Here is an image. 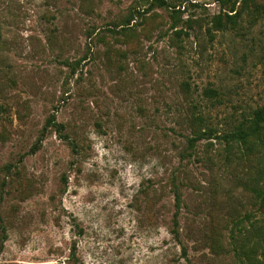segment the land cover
I'll return each mask as SVG.
<instances>
[{"label": "rangeland", "instance_id": "1", "mask_svg": "<svg viewBox=\"0 0 264 264\" xmlns=\"http://www.w3.org/2000/svg\"><path fill=\"white\" fill-rule=\"evenodd\" d=\"M257 4L0 0V264H263L264 152L186 141L264 103Z\"/></svg>", "mask_w": 264, "mask_h": 264}, {"label": "trees", "instance_id": "2", "mask_svg": "<svg viewBox=\"0 0 264 264\" xmlns=\"http://www.w3.org/2000/svg\"><path fill=\"white\" fill-rule=\"evenodd\" d=\"M160 1V0H159ZM223 3H229L228 11H219L213 15V27L214 30H223L225 29L226 23H234V13L235 4L237 0H217ZM152 3V2H151ZM163 4V3H162ZM173 5L171 14L174 19H179L181 17V11L179 7L174 9ZM235 11V12H234ZM234 12V13H229ZM256 12L263 20V29H264V0H259V4L256 6ZM132 18H130L131 20ZM207 33H211V28H207ZM181 30H174V34L179 35ZM204 94L208 97H216L217 93L214 88H205ZM201 112L193 113L190 117V135L186 136V141L189 146H192L196 140L200 139H209L216 138L220 141H223L225 146L229 148L238 147L239 149H245L251 151L255 148H260L264 152V103L260 106L253 108L248 114L243 115V117L232 126L229 130L223 131L220 134H216L214 128L204 124V119ZM53 125L56 127V130L59 132L62 130L63 125L61 123L55 122L54 116L51 115L45 126ZM65 136V134H64ZM66 137V136H65ZM41 138H38L34 144V148L37 146ZM173 196H174V207L175 211L172 215V224L170 228V233L172 236L178 240V219H177V210L180 207L181 194L175 184H173ZM262 201H264V189L262 190ZM261 247H262V263L264 264V235L260 234ZM182 253L185 255V249H182Z\"/></svg>", "mask_w": 264, "mask_h": 264}]
</instances>
